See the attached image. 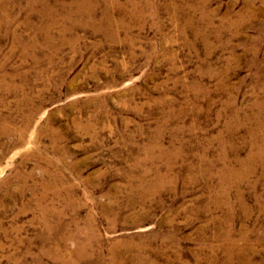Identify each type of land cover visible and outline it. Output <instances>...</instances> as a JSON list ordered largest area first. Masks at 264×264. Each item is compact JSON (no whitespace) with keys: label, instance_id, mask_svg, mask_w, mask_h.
<instances>
[{"label":"rangeland","instance_id":"1","mask_svg":"<svg viewBox=\"0 0 264 264\" xmlns=\"http://www.w3.org/2000/svg\"><path fill=\"white\" fill-rule=\"evenodd\" d=\"M0 264H264V0H0Z\"/></svg>","mask_w":264,"mask_h":264}]
</instances>
